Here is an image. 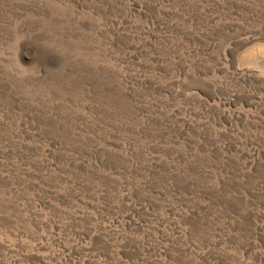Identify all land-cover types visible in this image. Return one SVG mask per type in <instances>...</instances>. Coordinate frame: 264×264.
<instances>
[{
	"label": "rangeland",
	"instance_id": "rangeland-1",
	"mask_svg": "<svg viewBox=\"0 0 264 264\" xmlns=\"http://www.w3.org/2000/svg\"><path fill=\"white\" fill-rule=\"evenodd\" d=\"M0 264H264V0H0Z\"/></svg>",
	"mask_w": 264,
	"mask_h": 264
}]
</instances>
